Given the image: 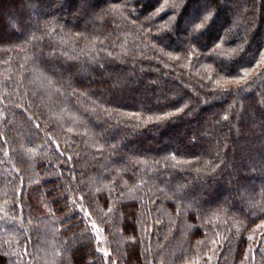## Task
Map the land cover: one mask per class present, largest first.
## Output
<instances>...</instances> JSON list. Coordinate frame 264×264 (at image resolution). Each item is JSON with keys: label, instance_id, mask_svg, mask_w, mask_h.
Segmentation results:
<instances>
[{"label": "trees", "instance_id": "trees-1", "mask_svg": "<svg viewBox=\"0 0 264 264\" xmlns=\"http://www.w3.org/2000/svg\"><path fill=\"white\" fill-rule=\"evenodd\" d=\"M0 264H264V0H0Z\"/></svg>", "mask_w": 264, "mask_h": 264}, {"label": "snow or ice", "instance_id": "snow-or-ice-1", "mask_svg": "<svg viewBox=\"0 0 264 264\" xmlns=\"http://www.w3.org/2000/svg\"><path fill=\"white\" fill-rule=\"evenodd\" d=\"M207 20V17L205 18V21ZM204 23H202V24H200V25H198L197 27H200V26H202Z\"/></svg>", "mask_w": 264, "mask_h": 264}]
</instances>
